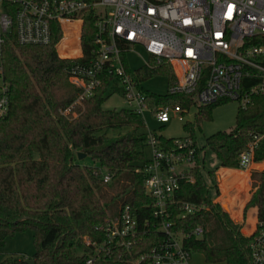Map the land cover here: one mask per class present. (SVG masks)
<instances>
[{"label": "trees", "instance_id": "1", "mask_svg": "<svg viewBox=\"0 0 264 264\" xmlns=\"http://www.w3.org/2000/svg\"><path fill=\"white\" fill-rule=\"evenodd\" d=\"M83 18L82 58L58 55L56 45L62 38V30L56 23L52 24L48 44H18L11 32L2 46L0 75L7 87L9 109L0 119V248L7 238L30 229L35 252L25 258L11 255L0 260V264H82L89 255L83 237L102 236L98 227L118 216L123 205H129L140 221L149 217L152 199L144 189L148 150L142 116L126 108H103L105 99L116 90L109 79L102 82L92 97L75 105L77 117H64L58 112L71 104L78 93V88L68 80L70 67L88 60L95 47L94 9L85 11ZM72 38L65 42L68 49L62 56L78 53L70 45ZM63 40L58 45L59 54ZM138 72L141 80L159 73L168 75L169 84L175 79L172 68L166 65L143 67ZM147 99L152 109L177 104L187 109L196 103L192 97L167 93L148 92ZM222 102L199 105L196 121L209 119L212 107ZM193 126L186 124L185 128L192 131ZM262 132L264 94H257L245 107L239 106L234 128L206 137L204 148L215 154L219 167L239 169V155L247 149L253 134ZM158 139L171 140L164 136ZM204 148L197 149L191 169L193 181L181 180L176 198L204 204L206 209L183 219L174 216L173 220L184 231L196 225L204 227L202 237L191 238L186 244L193 252L201 253L206 262L251 264L250 235L242 233V224L235 223L210 194L213 189L217 195L218 187L213 171L208 172L210 184L203 176ZM78 152L89 157L92 164L80 163ZM263 155L264 142L255 149L253 161H262ZM261 166L264 167V162ZM103 169L112 174L109 183L103 182ZM246 174L220 178L223 193L237 188L241 176ZM250 178L252 189L243 215L246 218L247 210L254 208L255 218L261 219L264 218V170H253ZM104 185L124 196L119 209L112 208L116 196L109 199L107 194L99 192ZM223 204L229 211L227 203ZM161 238L158 232L143 235L132 247V255L146 252ZM120 252H123L121 257ZM120 252L96 264H125L130 255L124 250Z\"/></svg>", "mask_w": 264, "mask_h": 264}, {"label": "built area", "instance_id": "2", "mask_svg": "<svg viewBox=\"0 0 264 264\" xmlns=\"http://www.w3.org/2000/svg\"><path fill=\"white\" fill-rule=\"evenodd\" d=\"M91 7L97 15L95 47L88 60L70 67L68 80L78 93L71 104L58 110L60 115L77 117L75 105L92 97L109 79L113 92L122 94L126 109L141 116L149 110L159 124L167 123L172 113L182 120L186 109L179 104L150 107L139 78L143 67L170 66L175 79L168 84L167 94L192 97L200 105L237 100L245 107L254 95L264 94V0H0V55L11 32L18 44L45 45L51 41L52 24L60 26L61 42L65 27L79 23V51L67 58H82L83 14ZM137 46L147 59L131 69L126 56ZM0 79L2 119L9 100L1 75ZM146 137L144 189L152 199L149 217L140 221L129 205H123L118 216L98 227L102 236L83 237L89 255L82 264H96L122 250L130 255L125 264H189L193 251L186 243L202 237L204 227L184 231L173 217L183 219L206 209L204 204L176 198L180 181H193L191 169L199 147L190 136L163 142L147 130ZM263 142L264 132L253 134L239 155V169L249 168ZM111 179L112 174L103 169V182ZM149 232L161 233L162 238L146 252L132 255V247ZM248 235L251 264H264V218L255 221Z\"/></svg>", "mask_w": 264, "mask_h": 264}, {"label": "rangeland", "instance_id": "3", "mask_svg": "<svg viewBox=\"0 0 264 264\" xmlns=\"http://www.w3.org/2000/svg\"><path fill=\"white\" fill-rule=\"evenodd\" d=\"M57 46V45H56ZM78 50V49H76ZM57 51V47H56ZM58 53V51H57ZM127 60L131 69H136L140 67L143 62L147 59V54L145 51L137 46L134 47L133 52L127 54ZM1 84V79H0ZM169 84V77L167 74L159 73L151 76L150 78L144 79L141 81V86L144 90L152 92L155 94L164 95L167 93V87ZM200 104L195 103L186 109L183 119L179 120L177 116L172 113L170 120L165 124H159L153 117L151 111L146 110L142 113V118L145 124L144 130H150L156 133L158 136H164L166 138H178L193 135L194 140L197 143L199 148H204L206 137L217 131H230L235 126V116L239 108V102L237 100H227L222 103H219L212 107L210 118H201L200 121H196V114L198 113V106ZM104 109H121L125 108L124 99L120 92L111 93L103 102ZM198 122V123H197ZM194 125L193 130L185 128V125ZM114 133H109L113 135ZM205 156L204 166L202 168L203 176H205L206 181L210 184V178L208 176L209 171H213V180L217 183V174L219 173V160L215 154L209 149L204 148L203 150ZM80 163L85 165H91L92 161L89 157H84L79 160ZM264 162V155L262 161L255 162L253 161L249 166L248 171L253 170H264V167L261 166ZM221 172L225 170L221 169ZM251 180V178H250ZM218 194L216 195L214 190H210V194L214 200L218 195L223 193L220 184L217 185ZM252 189V181H250V187L246 182L240 181L238 187L234 188L229 192V195H236L237 199L235 205H233V211L231 213L224 208V204L219 203L224 211H226L232 218L235 223L242 224V233L248 235L251 233L255 221V209L251 208L250 211L247 210L246 218L243 215L244 206L240 204V200H244L245 196H250V191ZM99 192L107 194V197L110 199L113 196H116V201L113 203V209H119L122 202L124 201V196L118 195V190H112L109 188V185H104L100 188ZM225 196V194H224ZM238 196H241L240 198ZM254 218V219H253ZM35 252V247L33 244V231L27 229L16 233L13 237L6 239L3 247L0 248V260H3L11 255L17 256L19 258H25L32 255ZM189 264H213L205 261L204 256L199 252H192L189 260ZM224 264V263H216Z\"/></svg>", "mask_w": 264, "mask_h": 264}, {"label": "crops", "instance_id": "4", "mask_svg": "<svg viewBox=\"0 0 264 264\" xmlns=\"http://www.w3.org/2000/svg\"><path fill=\"white\" fill-rule=\"evenodd\" d=\"M60 44V41L57 43V51H58V45ZM58 55L61 57V58H67L68 56H61L60 54H59V52H58ZM218 168H219V173L217 174V185H219L220 184V181H219V179L220 178H222V177H228V176H230V175H232V174H241V173H247L245 176H241V181L243 180V182H246L247 183V185H249V187H250V171H248V169H230V168H224V167H219L218 166ZM221 169H223V170H225V172L223 173V172H221ZM220 187H221V185H220ZM222 188V187H221ZM223 190V189H222ZM233 190V189H232ZM231 191V190H230ZM229 191V192H230ZM229 192L227 193V194H225V196H224V193H222L221 195H218L216 198H214V200H217V201H219V203H223V202H226L227 203V205H228V207H229V212L231 213V211H233V205H235V202H236V199H237V196L235 195H229ZM239 198L241 197V196H238ZM213 198V197H212ZM248 199H249V196H245V198H244V200L242 201V200H240V205L239 206H241V205H245L246 204V202L248 201ZM249 211H250V209H249ZM255 218V217H254ZM253 218V219H254Z\"/></svg>", "mask_w": 264, "mask_h": 264}, {"label": "bare ground", "instance_id": "5", "mask_svg": "<svg viewBox=\"0 0 264 264\" xmlns=\"http://www.w3.org/2000/svg\"><path fill=\"white\" fill-rule=\"evenodd\" d=\"M78 25H79V23H69V25L65 27V36H64L63 42L61 43V46H62V50L60 52L61 56H62V52L66 51L68 49V47L65 46V42L67 41V39L69 37L70 38L73 37L70 40V45L74 49H78V44H77V29H78ZM78 51H79V49H78Z\"/></svg>", "mask_w": 264, "mask_h": 264}, {"label": "water", "instance_id": "6", "mask_svg": "<svg viewBox=\"0 0 264 264\" xmlns=\"http://www.w3.org/2000/svg\"><path fill=\"white\" fill-rule=\"evenodd\" d=\"M85 157V154L84 153H81V152H78V154H77V158L80 160V159H82V158H84ZM29 263H32V261H28Z\"/></svg>", "mask_w": 264, "mask_h": 264}]
</instances>
